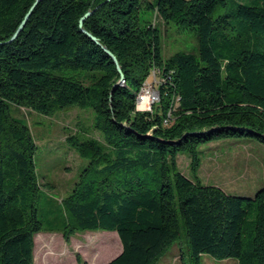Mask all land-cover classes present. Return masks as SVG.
Here are the masks:
<instances>
[{"label": "trees", "instance_id": "trees-1", "mask_svg": "<svg viewBox=\"0 0 264 264\" xmlns=\"http://www.w3.org/2000/svg\"><path fill=\"white\" fill-rule=\"evenodd\" d=\"M34 3L0 0V264H35L42 232L88 231L119 236L107 264H159L183 236L186 264H264V188L232 196L198 176L202 146L264 145V0H43L26 20ZM157 18L194 32L198 54L165 58ZM154 69L160 99L142 111ZM11 106L94 111L103 141L67 138L88 165L60 206L42 199L37 144Z\"/></svg>", "mask_w": 264, "mask_h": 264}, {"label": "rangeland", "instance_id": "rangeland-1", "mask_svg": "<svg viewBox=\"0 0 264 264\" xmlns=\"http://www.w3.org/2000/svg\"><path fill=\"white\" fill-rule=\"evenodd\" d=\"M145 19L154 20L151 12ZM162 50L165 58L177 52L198 54V38L194 32L182 31L174 24H165L159 18ZM12 114L31 131L37 144L35 163L43 186L42 199L61 205L70 194L88 160L67 144L72 135L103 141L94 127L92 109L79 107L57 112L52 117L30 109L11 106ZM202 164L198 172L203 184L216 186L228 195L253 198L264 188V145L250 139L218 140L202 146ZM187 153L178 156V167L192 178ZM44 185H49L45 187ZM35 264H104L116 257L122 249L117 233L88 231L72 236L67 242L63 234L42 232L34 238ZM189 263L186 239L183 238L167 252L159 264ZM202 264H236L234 259L217 260L209 255Z\"/></svg>", "mask_w": 264, "mask_h": 264}, {"label": "built area", "instance_id": "built-area-1", "mask_svg": "<svg viewBox=\"0 0 264 264\" xmlns=\"http://www.w3.org/2000/svg\"><path fill=\"white\" fill-rule=\"evenodd\" d=\"M157 74L158 72L154 69L147 81L144 82V90L137 97V107L142 111H151L153 105L160 99L157 89Z\"/></svg>", "mask_w": 264, "mask_h": 264}, {"label": "water", "instance_id": "water-1", "mask_svg": "<svg viewBox=\"0 0 264 264\" xmlns=\"http://www.w3.org/2000/svg\"><path fill=\"white\" fill-rule=\"evenodd\" d=\"M43 0H35V3H34V5H33V7L31 8V10H30V12L28 13V15H27V17H26V20L31 16V13H32V11L35 9V7L40 3V2H42ZM91 15V13H87L86 15H85V17L81 20V22H80V26H82L83 25V22H84V20H85V18H87V17H89ZM26 20L23 22V24L21 25V27L19 28V30H18V32L15 34V36H14V38L18 35V33L23 29V27H24V25L26 24ZM109 55H110V57L114 60V62L117 64V61H116V59H115V57L111 54V53H109V52H107ZM118 71L121 73V69L118 67ZM123 81V78L121 77V82Z\"/></svg>", "mask_w": 264, "mask_h": 264}, {"label": "bare ground", "instance_id": "bare-ground-1", "mask_svg": "<svg viewBox=\"0 0 264 264\" xmlns=\"http://www.w3.org/2000/svg\"><path fill=\"white\" fill-rule=\"evenodd\" d=\"M146 81H147V80H146ZM142 90H144V84H143L142 88L140 89V91H139L137 97L139 96V94H141Z\"/></svg>", "mask_w": 264, "mask_h": 264}, {"label": "crops", "instance_id": "crops-1", "mask_svg": "<svg viewBox=\"0 0 264 264\" xmlns=\"http://www.w3.org/2000/svg\"><path fill=\"white\" fill-rule=\"evenodd\" d=\"M121 245H122V244H121ZM122 249H123V247H122ZM122 249H121V252H122ZM121 252H120V253H121ZM120 253H119V254H120ZM119 254H118V255H119ZM118 255H117V256H118ZM117 256H116V257H117ZM114 258H115V257H114ZM114 258H113V259H114ZM111 260H112V259H111ZM111 260L105 262L104 264H107V263L110 262Z\"/></svg>", "mask_w": 264, "mask_h": 264}]
</instances>
